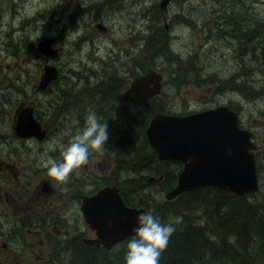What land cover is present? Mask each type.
Returning <instances> with one entry per match:
<instances>
[{"label": "flooded vegetation", "instance_id": "af4514ba", "mask_svg": "<svg viewBox=\"0 0 264 264\" xmlns=\"http://www.w3.org/2000/svg\"><path fill=\"white\" fill-rule=\"evenodd\" d=\"M27 1L30 0H12L13 9ZM110 3V0H90L83 3L81 0H53L43 12L47 10L46 18L53 25H59L61 30H75L69 34L71 42L80 44L86 38H91L90 45L95 47L94 30L85 29L94 28L103 33L108 31L109 28L102 20V11ZM169 4L161 7L157 3L146 9L144 16L146 14L149 22H152L148 27L154 26L153 19L165 18ZM171 18L178 20L177 14ZM163 29L164 35L168 36V23L163 25ZM144 30L145 27L137 30V39L145 36ZM128 34L125 39L131 41L130 48H123L124 52L118 51L107 59L88 56L90 61L99 65L98 69L91 65H85L82 70L70 69L72 74L69 72L67 83L61 81L62 75L64 77L66 74H62L61 68L54 63L60 51L58 39L55 38L53 46L58 49L57 55L44 59L57 67V75L44 88H38V81L36 84V89L49 95L47 98L52 95L48 101L51 105L44 108L43 101L20 99L5 111L4 104L7 101H0V264H82L87 250L105 248L101 243L87 241L96 238L97 234L86 222L82 208L86 197L105 186L115 185L125 204L143 205H134L128 200L129 193L132 195L133 192L134 177L125 176L124 172L127 173L138 157L134 154L135 141L140 143L142 149L139 156H145V128L156 108L153 107L150 111V104L139 105L124 97L134 77L146 72L143 68L134 70L132 63L130 67L116 63L122 55L128 56L129 52L132 59L134 36ZM171 36L175 38L177 34ZM93 51L96 52V47ZM163 85L164 81L162 89ZM62 89L64 91L59 100L58 91ZM162 89L152 98L156 97L157 103L164 106L165 112H178L170 108L177 97L165 103L158 99ZM129 105L133 110H130ZM63 110L73 113L68 133L58 131L61 129L58 127L60 112ZM88 111H95L102 120L111 124L108 145H113L115 152L111 154L106 151V156L96 163L90 164L92 159H89L87 165L70 175L67 183L57 182L48 176L41 161L48 158L59 160L61 147L69 142V134H74L83 127ZM30 114L39 123L37 129L31 127L35 132L28 134L18 132V119L22 118L29 123ZM135 123H139L141 127L135 129ZM139 130L140 134L137 132ZM253 132L256 142V130ZM258 149H261L260 144L257 145L256 150ZM162 161L175 163L177 175L183 166L181 161L160 158L152 161L151 166L159 170ZM141 167L144 171L139 170L140 174L137 176L141 186H145V177L148 183L157 182L159 185L164 180L162 172L158 176H146L145 163ZM175 183L176 180L171 186Z\"/></svg>", "mask_w": 264, "mask_h": 264}, {"label": "rangeland", "instance_id": "374dc122", "mask_svg": "<svg viewBox=\"0 0 264 264\" xmlns=\"http://www.w3.org/2000/svg\"><path fill=\"white\" fill-rule=\"evenodd\" d=\"M89 2L90 0H81V2ZM112 3L105 7L102 11L103 23L109 28L106 33L100 32L94 28L85 29L87 31L94 30V40L96 43V52L93 51L91 38H86L84 43L71 42L69 34L74 32L73 29L61 30L59 25H53L51 20L46 18L47 10L43 11L49 6L53 0H30L24 2L22 6L15 9H8L2 4L0 6V101L6 100L4 110L7 111L15 101L20 99L28 101H43L42 107L46 108L51 104L48 102L52 95L36 89V84L43 70V64L46 62L43 54L36 48L37 41L49 35L50 32L55 31L53 37L58 39L59 56L55 58L54 63L61 68L62 74H66L61 81L69 82L70 69L71 71L82 70L86 65H91L92 68L98 69L99 65L93 63L88 59V56L101 57L107 59L113 57L114 53L121 51L123 48L129 47L131 41L125 39L126 34L133 35V49L132 59L130 52L128 56L120 57L118 65L123 64L134 70L140 69L141 65H145L144 49L146 43L151 41L157 34L155 27L160 24L168 23L169 35H164V42L169 43V50L175 53L180 61L193 59L196 68L201 71L203 76L217 74L225 76L230 74L235 66V47L229 44L231 39L227 36H222L214 25L221 28L224 27L222 21L217 18H212L220 14H230L244 17L250 21L252 15L257 17L264 11V0H173L170 2L165 11V18L157 20L158 23L153 27H148L149 17L144 13L151 5L157 4L159 0H110ZM92 2V0H91ZM102 6L104 5L101 4ZM40 13L44 15L40 16ZM153 14V10L151 11ZM178 20H172V16L176 15ZM222 14V15H223ZM237 17V18H238ZM88 20V18H86ZM209 22L206 24V21ZM243 20V21H244ZM214 21V22H213ZM236 21V20H235ZM240 24V22L238 21ZM213 25V27H211ZM240 28L244 29L243 24ZM145 27V36H140L139 44L136 42L137 30ZM229 28L230 26H226ZM43 30V35L37 39L38 33ZM162 29H159L161 31ZM224 30V29H223ZM226 30H224L225 32ZM77 32V31H76ZM79 33V32H78ZM177 34V37H171L172 34ZM209 33V34H208ZM88 33H86L87 35ZM146 35H149L146 40ZM151 37V39H150ZM145 38V40H144ZM143 41V42H142ZM146 41V42H145ZM155 43V42H154ZM144 44V45H143ZM151 47V53L152 52ZM98 53V54H96ZM168 54V51L166 52ZM112 59H108L111 61ZM156 68L163 73V81L168 79V83H164L162 92L158 99L162 102H168L173 97L176 102L170 107L173 110L186 112L188 110H197L210 106H215L220 103L230 102L239 112V122L251 130H256L257 145L264 146V95L253 98H247L244 94L230 90L227 88L220 93H214L209 89L208 85H198L192 82L176 84L170 78V72L174 71L172 68H167L165 58H156ZM200 62L202 64L200 65ZM173 66L177 68V61L172 62ZM178 69V68H177ZM70 72V74H69ZM86 72V71H84ZM134 72V71H133ZM174 74L173 72L171 73ZM229 79V78H227ZM259 80V79H258ZM254 81V86L260 89L264 86V81ZM258 84V85H257ZM260 85V86H259ZM63 89L58 91L59 100ZM56 93V92H55ZM231 105V106H232ZM232 106V107H233ZM73 113L69 110L60 112L58 122V130L68 133L72 122ZM137 124V123H136ZM109 128L111 124H108ZM140 127V124H137ZM55 135H57L55 133ZM60 136V135H59ZM109 150L102 152L93 151L89 159L91 163H96L101 157L106 156V151L111 154L113 145H108ZM115 149V147H114ZM142 151L140 143L134 142V154L139 157V151ZM146 153V152H145ZM257 155V151L255 157ZM262 161L264 165V154L261 152ZM134 160L133 166H130L127 173L124 175L134 177L132 186V195H128V200L134 205L145 204L146 195L150 194L160 199L165 196L166 192L159 193V184L148 183L145 177V186L140 185L138 175L142 168L140 164H136ZM112 166V162H110ZM257 164V163H256ZM264 169V166H261ZM154 175L145 170V175ZM259 188L257 195L264 194V174H259ZM158 176V175H157ZM171 219V218H169ZM168 219V220H169ZM1 248V247H0ZM1 253V250H0ZM86 254V252H85Z\"/></svg>", "mask_w": 264, "mask_h": 264}, {"label": "trees", "instance_id": "16d2710c", "mask_svg": "<svg viewBox=\"0 0 264 264\" xmlns=\"http://www.w3.org/2000/svg\"><path fill=\"white\" fill-rule=\"evenodd\" d=\"M11 1L0 0V6L2 4L12 10ZM222 14L212 18L222 21L224 27L220 28L216 23L214 28H217L222 36L230 38L229 44L235 47L236 66L230 74L203 76L194 65L195 60L180 61L175 53L170 52L169 43L164 42V29L158 23H154V26L158 24L155 27L157 34H154L152 40L146 43V47L148 48L149 45V48H141L147 56L145 65H141V68L145 70L147 67L155 68L156 58L164 57L167 68L174 69L170 72L169 79L176 84L192 82L208 85L214 93L231 88L230 90L238 91L245 97H254V99L264 95V86L260 89L254 86L255 80L260 81L259 83L264 81V11L259 17L252 15L250 21L247 18L244 20V17L233 16L232 13ZM238 21L243 24L244 29L240 28ZM153 22L157 20L153 19ZM208 22L209 19L206 24ZM159 29L162 30L159 31ZM223 29L226 31L224 32ZM136 41L138 44L139 39L136 38ZM151 47L155 54L151 53ZM174 61L179 63L178 69L173 66ZM164 83H168V79ZM228 104L232 105L230 102ZM153 107L156 111L165 110L163 105L157 103L156 97L150 100L149 110L151 111ZM234 109L237 108L234 107ZM136 128L139 127L135 123ZM137 132L140 134V130ZM144 140L145 156L135 158V163L140 164V167L145 163V170L154 175L162 172L164 180L160 182L158 191L166 192L173 187L171 185L176 180L178 168L175 163L169 164L166 161H162L159 170L153 168L151 162L158 158L150 147L146 135ZM261 152L264 154V146L263 149L257 150L256 155L260 178L264 174V169L261 167L264 165L260 164ZM139 153L142 154V151ZM257 191L236 194L230 190L206 185L185 190L173 198L164 196L156 199L155 196L147 194L143 204L146 211H152L162 222H167L169 218L181 220V223L175 225L176 230L167 248L161 254L160 264H264V194L258 196ZM129 237L111 247L87 250L82 264H124Z\"/></svg>", "mask_w": 264, "mask_h": 264}, {"label": "water", "instance_id": "95a60500", "mask_svg": "<svg viewBox=\"0 0 264 264\" xmlns=\"http://www.w3.org/2000/svg\"><path fill=\"white\" fill-rule=\"evenodd\" d=\"M170 1L158 3L165 7ZM54 42V37L45 36L37 41L36 48L46 58L54 57L58 53ZM57 72L55 65L45 62L38 88H44ZM162 79L161 72L148 67L145 73L134 77L124 97L148 106L152 96L161 91ZM28 121L19 118L16 130L26 134L35 132L32 129H37L39 123L31 114ZM145 133L158 158L183 162L175 185L165 193L166 198L206 185L236 194L250 193L259 187L253 131L240 125L239 114L227 104L187 113L158 110L151 116ZM82 208L86 222L97 234L87 241L105 247L131 236L135 217L146 211L144 206L125 204L115 185L105 186L86 197Z\"/></svg>", "mask_w": 264, "mask_h": 264}, {"label": "clouds", "instance_id": "9594fccd", "mask_svg": "<svg viewBox=\"0 0 264 264\" xmlns=\"http://www.w3.org/2000/svg\"><path fill=\"white\" fill-rule=\"evenodd\" d=\"M42 35L41 29L37 39ZM49 35L54 36L55 31ZM129 108L133 110L131 105ZM69 135V142L60 149L59 160L48 158L41 161V166L47 170L48 176L60 183H67L75 170L87 165L93 151L109 150L108 122L102 120L95 111H88L83 127ZM179 223V218L162 222L152 211L138 213L135 217L136 226L132 229V235L126 245L124 264H160L161 254L176 230L175 225Z\"/></svg>", "mask_w": 264, "mask_h": 264}, {"label": "bare ground", "instance_id": "6f19581e", "mask_svg": "<svg viewBox=\"0 0 264 264\" xmlns=\"http://www.w3.org/2000/svg\"><path fill=\"white\" fill-rule=\"evenodd\" d=\"M220 18V17H219ZM147 36V35H146ZM172 37V36H171ZM55 38V37H54ZM147 38V37H146ZM147 40V39H146ZM133 41V40H132ZM143 42V41H142ZM146 42V41H145ZM140 43V42H139ZM144 45V44H143ZM158 111V110H157ZM259 188V187H258ZM258 190V189H257ZM257 190L253 191L256 192ZM252 193V192H251Z\"/></svg>", "mask_w": 264, "mask_h": 264}]
</instances>
